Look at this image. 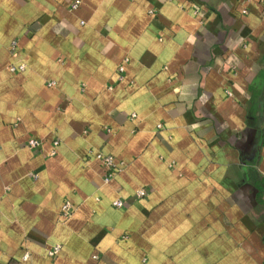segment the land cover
Here are the masks:
<instances>
[{"label": "crops", "instance_id": "obj_1", "mask_svg": "<svg viewBox=\"0 0 264 264\" xmlns=\"http://www.w3.org/2000/svg\"><path fill=\"white\" fill-rule=\"evenodd\" d=\"M74 1L0 0V264H264V0Z\"/></svg>", "mask_w": 264, "mask_h": 264}, {"label": "built area", "instance_id": "obj_2", "mask_svg": "<svg viewBox=\"0 0 264 264\" xmlns=\"http://www.w3.org/2000/svg\"><path fill=\"white\" fill-rule=\"evenodd\" d=\"M80 1L79 0H75L71 5H70V9H76L79 5ZM151 14H153V11L150 10L149 11ZM243 13H246V9H242ZM24 69V65L20 64L17 66H10L9 70L11 72H15V71H19V70H23ZM122 72H123V66L120 65L118 67V73H119V78H121L122 76ZM158 127H160V125H158ZM58 144V140H54L53 141V145L56 146ZM39 145V141L37 139H29L27 141V147L29 148H36ZM53 153V150L52 152ZM97 158L100 159V161L103 163L105 169H106V173L104 176V182H109L111 180V177L114 175V173L117 171L116 165H115V161L113 156L111 155H106L103 153H97ZM148 194V189L147 188H140L135 192V198H143L144 196H146ZM126 204V200H124L122 197H117L115 199L112 200V206L115 208H123L124 205ZM74 211V206L69 202V201H65L62 206H61V216L62 217H68L72 214V212ZM60 247L59 245H55L54 247L50 248L47 251V255L49 257L54 256L58 251H59ZM27 257V254H25L24 258Z\"/></svg>", "mask_w": 264, "mask_h": 264}]
</instances>
